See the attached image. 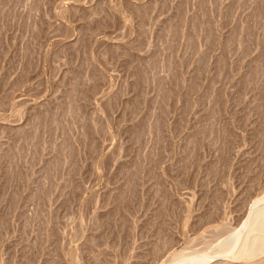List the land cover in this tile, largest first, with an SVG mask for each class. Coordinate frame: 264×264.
Wrapping results in <instances>:
<instances>
[{
	"label": "rangeland",
	"instance_id": "374dc122",
	"mask_svg": "<svg viewBox=\"0 0 264 264\" xmlns=\"http://www.w3.org/2000/svg\"><path fill=\"white\" fill-rule=\"evenodd\" d=\"M263 196L264 0H0V264H171Z\"/></svg>",
	"mask_w": 264,
	"mask_h": 264
},
{
	"label": "bare ground",
	"instance_id": "6f19581e",
	"mask_svg": "<svg viewBox=\"0 0 264 264\" xmlns=\"http://www.w3.org/2000/svg\"><path fill=\"white\" fill-rule=\"evenodd\" d=\"M230 251L234 258L240 260L233 264H252L251 259L256 254L264 252V196L253 202L240 228L215 243L211 250L192 251L187 254L178 252L171 257L170 262L171 264H205L216 256H219L220 260L221 257L227 258L226 254ZM225 260H217L219 262L215 264H228L229 262Z\"/></svg>",
	"mask_w": 264,
	"mask_h": 264
}]
</instances>
